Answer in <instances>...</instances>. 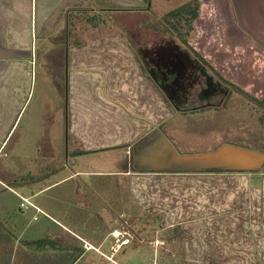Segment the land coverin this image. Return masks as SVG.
Segmentation results:
<instances>
[{"label": "rangeland", "instance_id": "374dc122", "mask_svg": "<svg viewBox=\"0 0 264 264\" xmlns=\"http://www.w3.org/2000/svg\"><path fill=\"white\" fill-rule=\"evenodd\" d=\"M79 1L76 2V7L82 6L84 12H71L67 19H60L58 32H52L58 18L50 22L41 33L34 29L33 18L32 33L28 31L26 35L33 54L32 64L27 63L31 59H23V69L12 68L2 74L0 117H3L2 109L6 107V100L12 102L10 106L15 107L17 112L21 109L22 111L6 142L1 146L0 176L7 171L20 174L24 165H27L35 173L38 171L36 182L40 187H45L67 175L62 171L63 166H67L65 171L71 168L72 171L85 173L81 177L77 175L63 186L86 185L94 189L97 195L85 194L86 198H89L87 201L89 207L86 209L80 206L70 207L73 209L72 214L68 218H57V220L78 237L95 247L99 244L101 246L99 252L90 249L85 251L84 242L77 241L72 234L70 236L64 234L65 243L60 242L53 250L47 244L46 248L53 255L43 253L37 248L38 246H34L29 250L32 255L27 254L26 263L198 264L197 261H201L202 256L212 257V253L205 251L201 255L202 247L206 249L215 241L210 232L211 219H202L208 217L264 219V173L252 176L240 175L237 176V180H233L231 177L234 176L229 174L194 175L193 180L189 179L187 184L189 191L187 221L193 224L185 226L186 231L184 226H168V223L165 224L162 219L153 226L151 219L147 218L145 208L130 200L131 195L129 189L127 190L131 187L130 179L110 174L125 168L123 151L93 152L82 157L75 155V159L68 160L69 156H74V147L68 136L69 96L64 90L67 81L61 74L65 66L61 54L66 49L64 45L55 43L54 41L57 40L55 38L61 36L66 42L69 62L72 58L73 45L86 41L99 42L105 36L108 37V42L123 41L124 57L131 58L135 54L141 69L145 74H151L165 96L164 104L167 109L170 106L173 120L176 122L170 118L160 130L164 132V129L165 131L167 128L172 129L173 139L169 136L167 138L181 155L213 152L223 145L264 153V106L259 103L261 99L250 97L240 87L238 88L245 95L231 89V86L226 87L220 83L211 71L201 67V63L197 62L175 36L165 32L166 28L162 21L168 11L186 3L199 4L200 1L205 3V0ZM60 31H67L68 35L65 36ZM51 52L53 54L50 57L45 56ZM107 53L110 58L121 52L109 50ZM45 57H47L46 62ZM255 66L252 65V68ZM201 68L207 75L200 70ZM6 78L9 81L5 83ZM210 82L215 88L217 87L215 95L208 89V86L211 87ZM159 95L162 98L160 93ZM5 96H7L6 100ZM201 108L204 113L191 112ZM30 122H35L37 127L36 143L33 141V145L38 144L42 148V152L34 156L22 151L19 146L23 129L29 128ZM0 128L3 132L6 126ZM32 157L35 159L33 163L29 161ZM50 173H53V178H45L41 181L45 174L51 176ZM13 176L17 180L20 179L18 175ZM198 179L202 180L200 185H203V194L194 196L192 192L200 189V185L195 181ZM250 179L257 181L252 183ZM20 182H24V179ZM212 190L218 192L221 197L218 198L220 205L217 210L209 209L215 194ZM235 191L240 193L236 204L233 203ZM232 192L233 196L230 195ZM96 196L101 198L103 204ZM244 199H247L248 203L239 204ZM195 202L198 203V210L191 209V205ZM200 207L203 210H200ZM121 212L128 215L121 219L124 224L120 227L124 232L121 236L126 237V233H129L130 237L128 244H124L113 254L110 246L115 240L109 237L105 239V236L111 232L112 221ZM11 213V222L22 224L23 227L28 223L30 226L41 221V217L30 212L29 208L21 211L12 208ZM97 214L101 219L96 217ZM193 216L194 219H190ZM5 228L11 233L14 232L12 226ZM223 245L225 246L226 243L223 242ZM37 249L42 252L41 258L39 255L36 256ZM253 251L249 252L253 253ZM106 257L110 259L107 260ZM15 259L18 260L16 257ZM13 264H16V261L13 260Z\"/></svg>", "mask_w": 264, "mask_h": 264}, {"label": "crops", "instance_id": "0c3cea01", "mask_svg": "<svg viewBox=\"0 0 264 264\" xmlns=\"http://www.w3.org/2000/svg\"><path fill=\"white\" fill-rule=\"evenodd\" d=\"M76 2L80 1L0 0V78L6 70L23 69V59H31L27 63L32 64L33 54L26 35L28 31L32 33L33 18L34 29L40 33L50 25V22L58 18L52 29V32H58L60 19H67L71 12L83 11L82 6L76 7ZM60 33L68 35L67 31ZM55 39H57L55 43L64 45L66 49L61 54L65 61L61 74L67 81L64 90L69 96L68 136L74 147V156H69L68 160L75 159V155L82 157L93 152L123 151L125 168L110 174L130 179L131 187L127 188L132 198L130 200L145 208L147 218L151 219L153 226L157 221L160 222V219L165 224L168 223V226H184V230L187 228L185 226L193 224L187 221L189 220L187 184L189 179L193 180L194 175L229 174L234 176L231 177L233 180H237V176L240 175L264 173V163L257 170L176 168L178 160L175 157L183 159L209 156L218 153L223 147L242 148L223 145L213 152L197 155L179 154L167 138L169 136L173 139L172 129L167 128V131L164 129V132L160 130L165 126L166 120L170 118L173 120L170 106L169 109L166 108L163 93L150 73L148 75L152 78H147L135 54L131 58L124 57L123 41L108 42V37L105 36L99 42L86 41L73 45L72 58L69 62L66 42L61 36ZM188 45L224 80L240 87L252 98L257 100L264 98V0H205V3L200 1L198 17L193 23ZM109 50L119 51L121 56L118 54L109 58L107 53ZM52 54L53 52L45 56L50 57ZM47 57L44 58L45 62ZM252 65L256 66L252 68ZM8 81L6 78L5 83ZM2 82L1 78L0 83ZM6 101V107L2 109L3 117H0V127L6 126L3 132L0 128V149L22 111L21 109L17 112L15 107L10 106L12 102ZM197 112L204 113L203 110ZM29 128L23 129L19 146L27 154L39 155L42 148L38 144L33 145L37 138L35 122H30ZM29 144L31 146L28 147ZM34 160L33 157L29 158L31 163ZM24 162L26 164L27 160ZM26 166L24 165L20 174L7 171L0 176V264H13V260L16 264H27V254L32 255L29 251L32 248L28 247V243L47 238L54 243L51 247L53 250L56 248L55 245L66 242L64 234L68 236L72 234L77 241L84 242L85 251L90 249L99 252L101 244L95 247L57 220L68 218L73 211L70 207L80 206L85 209L89 207L87 203L89 198H86L85 194L97 195L94 189L86 185L63 186L77 175L81 177L85 173L72 171L71 168L65 171L67 166H63L62 171L67 175L45 187H40L36 182L38 171L35 173ZM50 174L49 177L45 174L41 181L54 177L53 173ZM13 175H18L20 179L17 180ZM21 179H24V182H20ZM195 181L199 185L202 184V180ZM250 181L256 183L257 180ZM203 189V185H200V189H196L192 194L201 196ZM213 192L215 194L213 193L209 209L217 210L220 195L216 191ZM239 194L234 192V204ZM230 195L233 196V192ZM96 198L103 204L101 198L98 196ZM22 199L27 201L30 212L41 217L37 224L29 226L28 223L23 227L22 224L11 222L12 208H18L19 211L27 209L20 208ZM246 202L248 203L247 199H244L239 204ZM191 209L198 210V203L191 205ZM200 210L203 208L200 207ZM124 216L128 215L121 212L119 216H115L112 230L105 236V239L109 237L115 240L110 246L113 254L124 244H128L130 234L126 233V237L121 236V233H124L123 228H120L124 225L121 222ZM96 217L101 219L98 214ZM190 219H194V216ZM207 219H211L210 232L215 241L206 249L202 247L201 255L205 251L212 253V257L202 256L201 261H197L198 264H264V219L208 217L202 220ZM7 226H12L14 232L6 230ZM223 242L226 243L225 246ZM247 248L254 250L253 253ZM37 250L36 256L39 255L40 258L43 256L42 252L53 255L47 248H42V252ZM109 257L106 259L109 260Z\"/></svg>", "mask_w": 264, "mask_h": 264}, {"label": "trees", "instance_id": "16d2710c", "mask_svg": "<svg viewBox=\"0 0 264 264\" xmlns=\"http://www.w3.org/2000/svg\"><path fill=\"white\" fill-rule=\"evenodd\" d=\"M198 12H199V4L196 2L195 3H186V4H183V5L175 8L171 11H168L164 15L163 21H162L164 27L166 28L165 32H167L168 34H170L172 36H175V38H177V40L180 42V44L185 49H188L191 52V54L195 57L197 62L201 63V66L203 68L207 69L208 71H211V73L217 77V79L220 83H222L226 87L231 86V89L238 91L242 95H245V93L242 90H240L238 87L227 82L221 76H219V74L216 71H214L212 69V67H210L201 58V56L198 55L195 51H193L190 48V46L188 45V40L190 39L192 31H193V23L196 20V18L198 17ZM146 76H148V78L150 77V79L152 78L151 76H149L147 74H146ZM155 84L157 85L156 82H155ZM246 98H248V97L246 96ZM164 99H165V96H164ZM259 103L261 106L262 105L264 106V98ZM200 110H203V108L196 110V111H191V112H197ZM182 113H185V112H182ZM47 244H49L50 247L54 246V243L52 241L45 238V239H42V240L37 241V242L28 243V247H34V246L37 247L38 246L37 248H39L41 250L42 248L45 249L47 247Z\"/></svg>", "mask_w": 264, "mask_h": 264}, {"label": "water", "instance_id": "95a60500", "mask_svg": "<svg viewBox=\"0 0 264 264\" xmlns=\"http://www.w3.org/2000/svg\"><path fill=\"white\" fill-rule=\"evenodd\" d=\"M176 168L185 170L198 169H246L257 170L264 163V154L251 150L223 147L218 153L209 156L177 158Z\"/></svg>", "mask_w": 264, "mask_h": 264}, {"label": "flooded vegetation", "instance_id": "af4514ba", "mask_svg": "<svg viewBox=\"0 0 264 264\" xmlns=\"http://www.w3.org/2000/svg\"><path fill=\"white\" fill-rule=\"evenodd\" d=\"M200 70L203 71L204 74H206L204 69L201 68ZM209 84L211 85V87L208 86V89L211 90V93H213V95H215V91L217 90V87L215 88L213 83H211V82Z\"/></svg>", "mask_w": 264, "mask_h": 264}, {"label": "built area", "instance_id": "2783aa9c", "mask_svg": "<svg viewBox=\"0 0 264 264\" xmlns=\"http://www.w3.org/2000/svg\"><path fill=\"white\" fill-rule=\"evenodd\" d=\"M27 205H28L27 201L22 199V203L20 204V208L25 209V208H27Z\"/></svg>", "mask_w": 264, "mask_h": 264}]
</instances>
